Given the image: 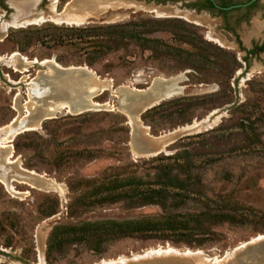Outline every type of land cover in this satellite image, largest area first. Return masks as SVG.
<instances>
[{
    "label": "rangeland",
    "instance_id": "rangeland-1",
    "mask_svg": "<svg viewBox=\"0 0 264 264\" xmlns=\"http://www.w3.org/2000/svg\"><path fill=\"white\" fill-rule=\"evenodd\" d=\"M186 2L0 0V136L25 106H36L32 113L41 116L7 143L11 165L3 161L7 148H0L1 176L15 177L18 168L33 173L26 184L0 182V264H197L181 254L145 255L159 250L200 252V259L230 255L204 264H264V237L258 238L264 236V50L245 51L264 36L261 1L223 17L191 9L198 0ZM169 7L188 12L164 14ZM163 18L184 21L192 38L221 51L213 50L203 64L185 65L186 53L201 51L168 27L145 35L158 43L154 50L128 39L91 60L90 43L68 29ZM69 19L77 24L65 23ZM175 48L185 52L178 55ZM91 76L108 88L87 102V86L97 84ZM71 81L76 100H85L80 110L46 113L50 101L73 104L63 96ZM162 165L185 178L190 191H172L162 206L133 202L128 188L120 199L109 196L125 190L112 189L123 178L150 183ZM218 214L227 219L209 221ZM194 215L202 231L102 241L68 235L47 250L55 226ZM139 256L149 258L132 260Z\"/></svg>",
    "mask_w": 264,
    "mask_h": 264
},
{
    "label": "trees",
    "instance_id": "trees-1",
    "mask_svg": "<svg viewBox=\"0 0 264 264\" xmlns=\"http://www.w3.org/2000/svg\"><path fill=\"white\" fill-rule=\"evenodd\" d=\"M208 7L213 8L214 6L207 0ZM223 12V11H220ZM168 27L175 29V34L178 40L184 43L190 44L191 46L197 47L201 53H186L185 55V65L190 67H195V65L203 64L209 60L208 55H214L213 50L221 51L220 48L214 46L210 42L201 39L199 36H195L194 33H189V30L185 27V23L178 19H168L163 18L157 19H139V20H129L127 22L119 24H110L104 26H81V27H69L68 29L75 33V37L83 39L86 43H90L92 49L91 60L95 58L99 53L116 49L121 42L128 39L133 40L138 43V45L143 49L154 50L156 48H151V46L156 43V40L145 36L157 31H165ZM190 34V38L188 37ZM157 45H154L157 47ZM264 47V38L262 42L257 45L255 44L252 48L245 50L246 55H252L256 52L262 51ZM178 55L185 52L182 49H174ZM160 54L161 49L157 50ZM203 52V54H202ZM196 55V56H195ZM188 56H193L194 58H189ZM232 61L235 62L233 55L231 56ZM200 64H195L199 61ZM157 105L151 106L146 109L142 114L141 118L147 116L150 112L157 108ZM142 185H145L144 187ZM124 188L125 190L119 192H113L109 194L112 196V200L120 199L124 197L123 195L128 194L127 188L131 192L132 197H128L133 200V202L140 204H157L162 206L164 201L170 196L172 191H190L185 183V178L179 177L176 171H172L166 165L159 166L157 172H155L153 180L150 183H142L140 179L136 177L123 178L117 184H115L112 189ZM115 190V191H116ZM193 218H182L175 219L171 216L167 217H155V216H144L140 218H129L123 220H97V221H86L80 224L68 226L67 229L60 230L62 227L55 226L50 232L48 237V249L52 250V247L56 245H61L62 239L66 236L83 235L97 238L98 240H106L114 237L127 236L131 234L144 236V235H163L167 231H178L182 233L189 234L192 231H202V220L198 219L197 215L191 216ZM225 216L213 215L211 216L210 222L217 220H225ZM60 230V231H59Z\"/></svg>",
    "mask_w": 264,
    "mask_h": 264
},
{
    "label": "bare ground",
    "instance_id": "bare-ground-1",
    "mask_svg": "<svg viewBox=\"0 0 264 264\" xmlns=\"http://www.w3.org/2000/svg\"><path fill=\"white\" fill-rule=\"evenodd\" d=\"M54 2V1H53ZM54 9V5L52 4V10ZM165 10V9H164ZM163 12V11H162ZM164 14H166V13H168V14H178V13H176V12H174L173 10H170V11H164L163 12ZM26 19V18H25ZM44 18H40V19H38V20H33V21H30V22H26V24L27 25H30V24H35V23H37L38 21H41V20H43ZM30 20V19H29ZM18 22L19 21H14L13 22V26H17L18 25ZM58 22H61V23H64V21H58ZM17 23V25H15ZM24 23V22H23ZM65 23H69V24H77V23H74V21H72V20H66L65 21ZM22 25V24H21ZM1 40V39H0ZM15 57V55H12V57H11V59L12 58H14ZM22 60H23V62H27V61H25V59L24 58H22ZM13 61V60H12ZM33 62H36V61H33ZM46 63H49V62H47V61H45V62H43V64H46ZM57 67V66H56ZM60 69V68H59ZM23 70H26V69H24L23 68ZM71 71V70H70ZM84 72H89L88 70H83ZM92 77V79L94 80V81H96L97 82V84H95V85H88L87 86V93L89 94V97H88V99H87V102H92V94H93V92L96 90V89H98V87H100V85L102 86V85H105V81L103 82V81H101V80H99L97 77H95V76H91ZM66 87V86H65ZM75 87H76V84L73 82V81H71V85H69L68 87H66L67 89H65L64 88V90H66V93H65V91H64V93H63V96L67 99L66 101H70L71 103H73L72 105L70 104V103H53V102H49V105H47L46 106V113H50V112H53V110L54 109H56V108H67V110H69V111H75V110H80V107H79V103L80 102H82L83 103V101H85V100H76V98H77V96H76V92H75ZM86 89V88H85ZM69 92V93H68ZM49 99H51V98H49ZM62 101V100H61ZM78 105V106H77ZM145 107V106H144ZM147 107V106H146ZM25 111H24V113L23 114H20V115H17L12 121H11V123L9 124V125H7L5 128H3L2 130H3V134L0 136V144H1V146H0V148L3 150V148L5 149V148H7V152H6V154H5V156L3 157V161H6L5 163L6 164H9V165H11V162H10V160L8 159L9 157H11V150H10V146L8 147L7 146V143H9L10 141H11V139L13 138V136L15 135V134H17L18 132H20V131H24V130H30V129H33L34 128V126L36 125V123L38 122V120L40 119V115H37V116H35V115H33V111L36 109V106L35 107H33V106H25ZM143 110V109H142ZM44 111V110H43ZM68 111V112H69ZM18 112H19V110H18ZM40 113V112H39ZM53 114V113H52ZM49 115V114H48ZM41 121V120H40ZM1 130V129H0ZM170 134H172V135H175L176 133L175 132H173V133H170ZM6 150V149H5ZM18 171H20V173H18L17 174V176H15V177H10V179H9V177H3V176H1L0 175V182L1 183H3V184H5L6 185V187L9 185L8 183H9V180H11V179H15V180H17V181H19V182H25V181H27L26 180V178L27 179H32L33 177H30L31 175H33V173H31V172H28V171H26V170H23V169H20V168H18ZM12 181V180H11ZM34 181L35 182H38V180H36V179H34ZM25 184H26V182H25ZM10 187H12L11 185H10ZM8 190V189H7ZM262 237H264V236H259L258 238H262ZM255 239H253L252 241H254ZM245 245V244H244ZM234 250H236V249H234ZM147 253V252H146ZM162 254H164V255H172V256H180V254H181V257H182V255H184V256H187V257H194L195 259H197L196 260V262H197V264H204V262H202V260L204 261V260H209V261H211V263H216L217 261H222L224 258H227V257H229L228 255L226 256H224L223 258H221V259H200L201 257H200V252H190V251H186V252H183V254L182 253H178V252H175V251H171V250H167V251H163V250H159V251H151V252H148L147 254H145V255H155V256H160V255H162ZM149 257H145V256H139V257H135V258H133L132 260H137V259H148ZM123 259V258H122ZM127 261V259H124V260H119V261H116V262H110V263H103V264H122V263H124V262H126ZM161 264H164V263H161Z\"/></svg>",
    "mask_w": 264,
    "mask_h": 264
},
{
    "label": "crops",
    "instance_id": "crops-1",
    "mask_svg": "<svg viewBox=\"0 0 264 264\" xmlns=\"http://www.w3.org/2000/svg\"><path fill=\"white\" fill-rule=\"evenodd\" d=\"M182 1V0H181ZM187 0H185V3H187L186 2ZM261 1V7H260V9H258V11H257V13L258 14H264V0H255L254 2H252L251 4H248V6H239V7H246V8H251V7H254V6H256V4L258 3V2H260ZM243 2H245V0H243L242 2H233L234 3V5L235 4H239V3H243ZM189 7V6H188ZM191 8V7H190ZM234 8H238V7H233V9ZM191 9H194V11H196V12H200V11H202V12H207V13H209L208 11H206V10H204V9H202V8H200V7H194V8H191ZM170 10H173L174 12H176V13H182V12H188V10L187 11H180L179 9H175V8H165V12L166 11H170ZM163 11V12H164ZM193 11V12H194ZM172 14V13H171ZM213 16H218V15H213ZM253 31V30H252ZM254 32V31H253ZM252 34H254V33H252ZM263 38H264V36H263ZM263 38H261L260 39V41L259 42H255L250 48H252L255 44H257V45H259L261 42H262V40H263ZM250 48H247V49H250ZM247 49H245V50H247ZM263 50H264V47H263V49H262V51L261 52H263ZM106 85H108V84H105L104 86H100V87H98V89H96L95 91H97L96 93H100V92H102V91H104V89H107L108 87L106 86Z\"/></svg>",
    "mask_w": 264,
    "mask_h": 264
},
{
    "label": "flooded vegetation",
    "instance_id": "flooded-vegetation-1",
    "mask_svg": "<svg viewBox=\"0 0 264 264\" xmlns=\"http://www.w3.org/2000/svg\"><path fill=\"white\" fill-rule=\"evenodd\" d=\"M207 1H209L214 7L213 8L208 7V3L205 0H198V2H197L198 5H194L193 7H200V8H202L208 12L215 10L216 15H222V17H223V13L225 14L229 10V9H225V7H228L230 5H234L233 0H207ZM246 1H248V0H245V2ZM246 6H248V5H246ZM230 9H233V8H230ZM220 11H223V12H220Z\"/></svg>",
    "mask_w": 264,
    "mask_h": 264
},
{
    "label": "water",
    "instance_id": "water-1",
    "mask_svg": "<svg viewBox=\"0 0 264 264\" xmlns=\"http://www.w3.org/2000/svg\"><path fill=\"white\" fill-rule=\"evenodd\" d=\"M254 0H248L246 2H243V3H239V4H235V5H230L228 7H225V9H230V8H233V7H239V6H246L248 4H250L251 2H253Z\"/></svg>",
    "mask_w": 264,
    "mask_h": 264
}]
</instances>
